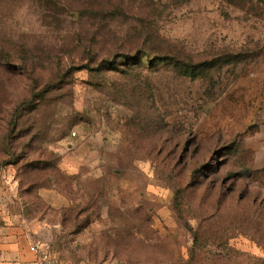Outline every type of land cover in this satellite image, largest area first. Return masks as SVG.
<instances>
[{"label":"rangeland","instance_id":"rangeland-1","mask_svg":"<svg viewBox=\"0 0 264 264\" xmlns=\"http://www.w3.org/2000/svg\"><path fill=\"white\" fill-rule=\"evenodd\" d=\"M0 228L264 264V0H0Z\"/></svg>","mask_w":264,"mask_h":264},{"label":"crops","instance_id":"crops-1","mask_svg":"<svg viewBox=\"0 0 264 264\" xmlns=\"http://www.w3.org/2000/svg\"><path fill=\"white\" fill-rule=\"evenodd\" d=\"M33 233L27 229H21L17 233L0 228V264L61 263L48 258L42 252L41 241Z\"/></svg>","mask_w":264,"mask_h":264},{"label":"built area","instance_id":"built-area-1","mask_svg":"<svg viewBox=\"0 0 264 264\" xmlns=\"http://www.w3.org/2000/svg\"><path fill=\"white\" fill-rule=\"evenodd\" d=\"M47 264H62V263H58V262H48Z\"/></svg>","mask_w":264,"mask_h":264}]
</instances>
